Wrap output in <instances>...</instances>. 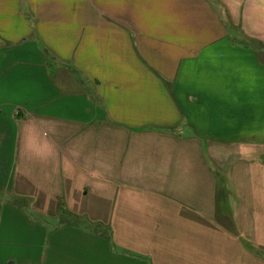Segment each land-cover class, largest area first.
<instances>
[{"label":"crops","instance_id":"0c3cea01","mask_svg":"<svg viewBox=\"0 0 264 264\" xmlns=\"http://www.w3.org/2000/svg\"><path fill=\"white\" fill-rule=\"evenodd\" d=\"M0 264H264V0H0Z\"/></svg>","mask_w":264,"mask_h":264},{"label":"trees","instance_id":"16d2710c","mask_svg":"<svg viewBox=\"0 0 264 264\" xmlns=\"http://www.w3.org/2000/svg\"><path fill=\"white\" fill-rule=\"evenodd\" d=\"M15 203L20 204V199L14 198ZM215 218L218 222L224 225L231 231H234V225L231 218L228 215L216 212ZM60 224H69L77 227H81L86 231H89L97 236L103 237L106 239L110 245L117 249L115 244L112 241L111 228L109 225H104L99 222H91L81 216H78L75 213L61 209L59 212V221ZM100 230V231H99ZM119 250V249H117Z\"/></svg>","mask_w":264,"mask_h":264},{"label":"rangeland","instance_id":"374dc122","mask_svg":"<svg viewBox=\"0 0 264 264\" xmlns=\"http://www.w3.org/2000/svg\"><path fill=\"white\" fill-rule=\"evenodd\" d=\"M100 231V230H99Z\"/></svg>","mask_w":264,"mask_h":264}]
</instances>
